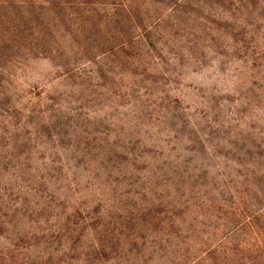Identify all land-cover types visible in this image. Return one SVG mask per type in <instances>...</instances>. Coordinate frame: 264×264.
Segmentation results:
<instances>
[{
	"label": "rangeland",
	"instance_id": "rangeland-1",
	"mask_svg": "<svg viewBox=\"0 0 264 264\" xmlns=\"http://www.w3.org/2000/svg\"><path fill=\"white\" fill-rule=\"evenodd\" d=\"M0 10V264H264V0Z\"/></svg>",
	"mask_w": 264,
	"mask_h": 264
},
{
	"label": "trees",
	"instance_id": "trees-1",
	"mask_svg": "<svg viewBox=\"0 0 264 264\" xmlns=\"http://www.w3.org/2000/svg\"><path fill=\"white\" fill-rule=\"evenodd\" d=\"M57 0H40L39 5L45 6H56ZM27 6H34L32 0H0V10L18 9Z\"/></svg>",
	"mask_w": 264,
	"mask_h": 264
}]
</instances>
